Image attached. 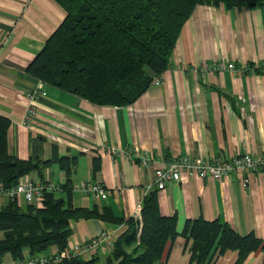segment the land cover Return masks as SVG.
Here are the masks:
<instances>
[{
	"label": "crops",
	"instance_id": "0c3cea01",
	"mask_svg": "<svg viewBox=\"0 0 264 264\" xmlns=\"http://www.w3.org/2000/svg\"><path fill=\"white\" fill-rule=\"evenodd\" d=\"M65 15L55 0H0V114L12 121L11 153L23 159L77 157L72 184L91 179L109 190L103 198L73 193L75 205H109L118 216L139 217L156 167L186 155H264V71L228 68L231 62L252 67L264 60V2L241 9L198 5L179 34L161 83L151 84L125 106L93 103L27 73ZM38 86L45 94L35 101L36 115L28 118L27 92ZM113 147L147 154L150 167L132 156L113 154ZM45 175L57 183L67 181L57 161L46 166ZM6 201L0 198V206ZM158 201L163 215H177L179 231L187 220L203 216L264 239V166L220 179L184 173L179 182L158 192ZM125 229V224L81 219L73 222L69 243L85 246L102 233L116 238ZM189 245L179 236L169 264H189ZM57 251L52 247L48 254ZM108 252L103 242L82 254L101 255L105 264ZM237 257L238 251L228 250L214 264H234ZM263 258L259 249L243 264H262ZM4 260L14 259L7 254Z\"/></svg>",
	"mask_w": 264,
	"mask_h": 264
},
{
	"label": "trees",
	"instance_id": "16d2710c",
	"mask_svg": "<svg viewBox=\"0 0 264 264\" xmlns=\"http://www.w3.org/2000/svg\"><path fill=\"white\" fill-rule=\"evenodd\" d=\"M65 18L26 68L27 73L77 94L96 104L125 106L135 102L170 64L179 34L198 5L227 8L255 7L264 0H55ZM12 121L0 114V182L9 187L20 177L37 173L46 181L45 168L57 161L65 170L63 190L46 192L41 205L22 204L19 197L0 206V262L7 254L14 260L58 254L68 248L73 222L99 219L125 224L115 238L105 264H169L179 236L190 242L189 264H214L228 250L238 251L234 264H243L264 239L251 232L242 235L221 219L203 216L177 229L176 214L163 215L158 190L143 197L139 217L118 216L111 206H77L71 175L77 157L23 159L9 150ZM59 192H64L60 195ZM53 254V253H52ZM101 255L85 258L72 254L43 264H102ZM264 264V258L262 261Z\"/></svg>",
	"mask_w": 264,
	"mask_h": 264
},
{
	"label": "built area",
	"instance_id": "2783aa9c",
	"mask_svg": "<svg viewBox=\"0 0 264 264\" xmlns=\"http://www.w3.org/2000/svg\"><path fill=\"white\" fill-rule=\"evenodd\" d=\"M217 68H225L224 65H219ZM228 68L241 73H247L253 68H258L264 71V60L257 65H242L237 67L233 62L228 64ZM161 83V75L154 78L152 84L158 85ZM45 94L44 88L38 86L27 92L30 99V105L27 112V117L32 118L36 115L35 101ZM113 154H124L125 156H132L134 160L140 162L144 167H150L151 157L145 153L138 154L135 150H121L120 148H111ZM264 166V155L255 156L251 153L237 154L233 157H227L225 154H220L215 157H198L193 155L181 156L173 159L163 166L154 169V179L146 185L145 194L158 190L162 191L173 182H179L184 173L205 178L220 179L221 177L233 172L250 171L258 172ZM74 193L89 194L95 198H103L109 194V190L101 183L91 179L82 180L71 185ZM63 186L61 183L47 180L43 181L40 177L34 174H27L20 177L19 181L12 186H5L0 182V198L10 199L13 197L24 198L29 204L41 205L44 200L46 192L61 191ZM106 243V248L112 250L114 248L115 237L109 232L102 233L101 235L91 239L89 242L82 246L80 244L68 243V248L58 254H51V256L42 255L33 257L30 255L22 259L6 261L2 260L0 264H43L50 259L60 260L61 258L72 254H82L84 251L101 247L102 243Z\"/></svg>",
	"mask_w": 264,
	"mask_h": 264
},
{
	"label": "rangeland",
	"instance_id": "374dc122",
	"mask_svg": "<svg viewBox=\"0 0 264 264\" xmlns=\"http://www.w3.org/2000/svg\"><path fill=\"white\" fill-rule=\"evenodd\" d=\"M6 199V198H5ZM6 200H8V199H6ZM20 202L22 203V204H26L27 202L24 200V198H20Z\"/></svg>",
	"mask_w": 264,
	"mask_h": 264
}]
</instances>
